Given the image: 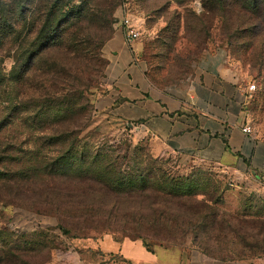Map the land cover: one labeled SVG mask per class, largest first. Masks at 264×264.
<instances>
[{"label":"trees","instance_id":"1","mask_svg":"<svg viewBox=\"0 0 264 264\" xmlns=\"http://www.w3.org/2000/svg\"><path fill=\"white\" fill-rule=\"evenodd\" d=\"M169 1L183 5L184 24L194 20L198 36L186 53H173L178 74L186 73L189 60L206 48L213 29L227 37L228 45L237 41V46L249 48L247 63L264 70V0H199L198 14L184 6L191 0H165ZM119 2L0 0V95L4 97L0 99V201L18 202L19 193L34 186L49 194L51 179L61 180L60 189L66 187L63 181H70L74 186L70 195L80 193L82 185L94 193L108 190L114 199L122 192L134 201L131 206L148 212L145 224L158 231L152 236L172 241L164 244H177L175 238H182L207 213L214 214L213 207L225 186L214 172L183 166L172 156H152L146 145L139 156L115 147L93 151L76 148L92 109L85 91L105 63L100 46L112 32L113 11ZM5 56L12 61L7 71L1 67ZM15 111L27 112L16 117L22 125L18 127L43 136L32 139H40L39 145L18 150V155L10 152L14 142L24 140L14 141L7 135L11 112ZM45 146L54 148L48 159ZM129 163L135 164L132 172L126 168ZM71 202L74 206L67 207L45 196L28 206L54 213L65 231L82 230L86 217L74 212L83 206L77 205V200ZM137 238L150 250L144 238ZM0 245V264H40L50 248L38 242L35 247L42 257L29 262L23 253L34 245H23L22 249L7 247L5 241Z\"/></svg>","mask_w":264,"mask_h":264},{"label":"rangeland","instance_id":"2","mask_svg":"<svg viewBox=\"0 0 264 264\" xmlns=\"http://www.w3.org/2000/svg\"><path fill=\"white\" fill-rule=\"evenodd\" d=\"M130 3L135 18L143 20V31L137 41L140 43L139 50L148 75L155 79L160 76L167 81H177L187 77L196 58L189 60L186 73L181 75L177 72L179 64L171 59L173 53L182 55L190 50L193 46L192 41L198 37L194 20H188V24H184L183 5H177L174 1L166 3L165 0H130ZM184 6L190 8L194 14L201 11L199 0H191ZM117 10L118 5L113 11L111 34L119 30L115 23ZM227 40L226 36L213 29L202 52L212 49L219 43L222 44L231 60L254 79L255 88L248 101V110L256 131L264 135V70L247 63L246 55L249 48L237 46V41L228 45ZM101 46L100 54L103 57ZM11 62L9 56L2 59L1 67L4 71L9 69ZM104 65L98 77L91 81L85 91L92 109L79 132L76 148L93 151L115 147L119 152L126 149L128 154L136 152L139 156L146 150L145 142L134 140L130 132L120 129L117 121L93 108V99L101 91L100 79ZM3 98L0 95V99ZM26 113L11 112L12 123L8 126L7 135L14 141L24 140V143L14 142L15 148L10 152L12 155H18V150L21 151L25 147L34 148L39 145L40 139H32H37L40 135L43 137L39 132L18 127L22 125L16 117L26 116ZM44 149L45 159L53 156L52 146H45ZM126 168L132 172L135 164L129 163ZM59 182L61 180L51 179L52 191L49 194L42 187L34 186L29 190L21 191L17 198L18 202L0 201V242L5 241L7 247L12 249H22L23 245L28 244L34 245L32 249L27 250V253H23V258L29 262H35L42 257V252L35 247L41 241L50 248L47 259L40 264H127L119 252L108 254L99 248L88 246L91 238L97 240L104 234H109L115 239L123 236L142 237L149 246L155 241L172 242L152 236L158 231L155 227L145 224L148 212L138 209L135 205L131 206L134 201L122 192L115 194L117 198L114 199L108 190L94 193L82 185L84 189L80 193L70 195L74 187L72 183L63 181L66 187L60 189ZM45 196L53 202L61 201L67 207L74 206L71 201H79L77 205L83 207L74 213L86 217V227L82 230L65 231V228L59 225L54 213L42 212L28 206L31 201L41 202ZM213 211L214 214L207 213L189 227L182 238H175L177 243L175 245L179 244L185 250L202 252L218 262L232 261L239 264L262 262L264 260V188L249 184L244 187L225 185L219 192ZM98 245L101 249L115 248V243L108 235L99 240Z\"/></svg>","mask_w":264,"mask_h":264},{"label":"crops","instance_id":"3","mask_svg":"<svg viewBox=\"0 0 264 264\" xmlns=\"http://www.w3.org/2000/svg\"><path fill=\"white\" fill-rule=\"evenodd\" d=\"M139 44L137 39L127 43L120 30L102 44L105 65L93 108L117 121L134 140H143L152 156H172L183 166L210 170L224 185L264 188V135L256 131L248 110L250 74L219 43L199 54L187 77L155 79L147 73ZM244 123L250 132L241 130ZM107 235L115 248L99 247ZM88 246L118 251L128 264H239L175 244L153 242L147 250L140 238L129 236L115 240L104 234L91 238Z\"/></svg>","mask_w":264,"mask_h":264},{"label":"built area","instance_id":"4","mask_svg":"<svg viewBox=\"0 0 264 264\" xmlns=\"http://www.w3.org/2000/svg\"><path fill=\"white\" fill-rule=\"evenodd\" d=\"M118 9L119 14L116 16L115 23L122 33L124 40L129 43L137 39L142 33L143 20L140 18H135L130 0H120L118 3ZM254 88L255 83L251 77V79L246 84V89L248 92H252ZM241 130L244 132H250L251 128L249 123H244L241 126Z\"/></svg>","mask_w":264,"mask_h":264}]
</instances>
